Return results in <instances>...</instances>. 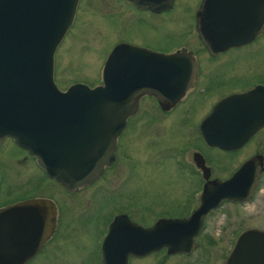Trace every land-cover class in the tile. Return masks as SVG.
<instances>
[{
  "label": "flooded vegetation",
  "instance_id": "af4514ba",
  "mask_svg": "<svg viewBox=\"0 0 264 264\" xmlns=\"http://www.w3.org/2000/svg\"><path fill=\"white\" fill-rule=\"evenodd\" d=\"M109 17L129 30L146 25L151 34L145 43L133 42L127 36L117 39L109 57L114 47L125 44L148 55L124 54L122 58L188 60L192 66L186 76L185 91L172 102L171 98L179 95L183 87L179 83L183 76L173 72L160 76L151 91L154 93L142 94L136 113L127 118L116 141L114 162L106 165L92 183L72 191L50 179L34 157L14 144L40 173L35 175L34 168L27 164L16 167L10 163L9 167L1 161L0 211L45 200L52 203L55 215L52 233L41 238V227L34 225L44 224L43 220L35 221L29 218L31 214H0V264H109V258L103 257L104 243L109 241V228L117 217H126L145 228L160 219H188L199 207L209 183L229 180L242 164L261 156L263 170L251 199L244 203L222 202L204 216L194 237L196 247L188 255L171 256L185 264H212L209 247L213 243L202 237L208 220L227 205L248 207L264 188V144L258 141L264 137V127L233 150L210 146L206 141V137L221 138L227 132L232 137L238 134L235 114L236 107L242 104H234L227 117L212 115L222 101L254 92L243 105L264 107V70L260 69L258 79L250 78L248 73L238 80L243 81L240 89L233 87L237 82L235 75L229 76L225 70L233 68L231 65L238 58L260 56L264 60V0H173L163 9L140 7L130 0H109ZM157 32L160 35L155 37ZM227 127L230 130L226 131ZM254 144L257 148L253 150ZM133 146L139 155L147 151L155 158L153 168L147 169L149 165L142 155V163L134 161L130 154ZM148 170L156 172L155 179L161 175L158 184L163 183L170 199L161 201L156 190L153 199L137 195ZM39 241L41 244L33 251ZM161 253L167 255L163 249L143 258ZM193 258V262L188 261Z\"/></svg>",
  "mask_w": 264,
  "mask_h": 264
},
{
  "label": "water",
  "instance_id": "95a60500",
  "mask_svg": "<svg viewBox=\"0 0 264 264\" xmlns=\"http://www.w3.org/2000/svg\"><path fill=\"white\" fill-rule=\"evenodd\" d=\"M130 1L140 7L163 9L173 0ZM78 3L0 0V144L10 138L36 159L50 179L70 191L89 185L114 162L117 138L127 118L136 113L140 96L153 91L160 76L173 72L183 76L179 95L171 98L175 103L185 91L192 66L182 58H122L124 54H148L119 44L104 63L102 84L89 87L75 83L60 90L54 80L55 53L73 24ZM253 94L230 97L215 107L212 115L227 117L234 104H242L235 114L238 134L206 137L210 146L240 148L264 127V107L243 105ZM262 170V157L257 156L242 164L229 180L209 183L199 207L188 219H160L145 228L117 217L109 228V241L104 243V260L129 264L130 258H143L163 249L169 256L188 255L196 247L194 237L204 216L224 201L248 202ZM54 212L52 203L33 200L0 214H31L29 218L43 220L44 224L34 226L42 229L39 237L47 238L53 230ZM40 244L35 243L32 250ZM225 264H264V230L243 231Z\"/></svg>",
  "mask_w": 264,
  "mask_h": 264
},
{
  "label": "rangeland",
  "instance_id": "374dc122",
  "mask_svg": "<svg viewBox=\"0 0 264 264\" xmlns=\"http://www.w3.org/2000/svg\"><path fill=\"white\" fill-rule=\"evenodd\" d=\"M133 15L135 16L134 13ZM168 25H164L163 29ZM149 33L146 25H139L137 28L129 30L123 28L121 22L111 19L109 17V0H81L74 22L55 53L54 78L56 85L62 91L75 83L86 84L90 87L100 85L102 69L112 44L124 36H127L126 39H134L133 42L145 43L147 42L146 37L151 35ZM159 35L157 32L155 37ZM162 43L166 42L163 41ZM254 58L256 59L238 58L231 65L233 68L225 69L229 71V76L235 75L234 79L237 82L233 84V87L236 89H240L243 83V81L238 80H242L248 73H250V78L258 79V74L264 70V60L260 56ZM259 140L264 144V137L259 138ZM256 148L257 146L254 144L252 149ZM130 154L135 162L142 163L144 158L145 164L149 165L147 169L153 168L152 164L155 163V158L150 157L147 151L141 153L142 158L137 148L133 146L130 148ZM1 161L9 167L10 163L16 167L27 164V167L34 168L35 175L40 173L33 161L27 157L24 151L18 149L10 138L0 145ZM155 175L156 172L153 170L147 171L144 176L146 178L140 182L141 187L137 188V195L142 196L144 194V196H151L153 199L156 190L161 201L170 199L171 196H168L167 188L164 187L163 183L159 182L160 187L158 186L159 179L157 178H162L161 175L158 174L156 179L154 178ZM214 214L215 216L208 220V229L202 237L208 238L213 243L209 247V252L214 260L212 264H223L225 255L230 251L233 240L240 231L242 233L252 228L264 230V188L248 207L240 208L227 205ZM194 259L196 258L188 261L193 262ZM129 264H185V262L180 258L161 253L158 256L131 259Z\"/></svg>",
  "mask_w": 264,
  "mask_h": 264
}]
</instances>
